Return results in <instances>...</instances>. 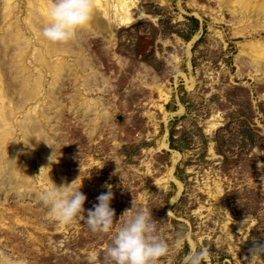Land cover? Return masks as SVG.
<instances>
[{
    "label": "rangeland",
    "instance_id": "1",
    "mask_svg": "<svg viewBox=\"0 0 264 264\" xmlns=\"http://www.w3.org/2000/svg\"><path fill=\"white\" fill-rule=\"evenodd\" d=\"M16 2L24 18L26 0ZM136 7L128 25L101 14L74 43L88 61L84 73L95 72L88 83L77 55L64 52L70 69L52 85L44 75L46 94L17 108L13 120L15 139L37 155L21 143L17 122L35 105L50 116L39 115L55 161L39 163L58 185L82 182L85 217L110 184L113 229L93 233L83 220L46 219L35 194L50 182L32 162L33 194L21 179L0 176L7 185L0 190V252L27 264H89L94 252V264H109L104 248L135 198L129 211L151 212L154 235L169 244L157 264H181L199 248L207 250L202 264H264V253L250 251L264 243V66L240 50L245 40L264 39V0H138ZM13 52L0 40L9 102L20 106L7 68ZM36 65L29 62L38 78L45 71Z\"/></svg>",
    "mask_w": 264,
    "mask_h": 264
},
{
    "label": "bare ground",
    "instance_id": "2",
    "mask_svg": "<svg viewBox=\"0 0 264 264\" xmlns=\"http://www.w3.org/2000/svg\"><path fill=\"white\" fill-rule=\"evenodd\" d=\"M137 1L138 0H91L92 8L89 23L84 27L78 28L70 40L53 43L43 38L40 34V28L46 20L45 12L51 0H26V16L24 18H21L18 14L19 10L16 0H0V7L2 9L0 40L3 44L12 45L14 48L11 62L8 64L7 68L10 70L12 86L17 91L18 100L21 101L20 106H15L13 103L9 102V99H11L13 95L8 93L9 83L5 82L4 85L3 74L0 72V170L5 171V173L0 174V176L5 178L8 177V179H12L13 181L21 179V186H26L31 194L37 192L32 183L35 169H32L31 163L33 162L36 165L39 163L40 158L45 159L46 162L49 160L48 157L50 154L48 152V144L43 137H47L48 142L52 137L50 138V135L46 133L40 120L42 117L48 120L50 116L44 111L38 114L35 105L28 110V115L24 119L17 122V127L20 128V135L22 136L21 143L28 141L29 144L34 145L32 148L37 151L36 155L30 150H24L20 146V142L15 139L16 132L13 131L15 110L24 107L26 103L28 104L29 100L39 99L42 96V89L45 83L44 75L48 72L51 77L50 84L52 85L60 80L66 72V69H70L65 58L61 56L64 52L70 51L77 55L76 63L83 72V84L85 85L88 83L89 75L95 72L84 73L89 68L87 67L88 61L85 60V58H81L83 56V51L75 50L74 43L78 40L82 32L86 31L91 24L98 23V17L101 14L105 18L111 19L117 23L128 25L136 17L135 10L137 8ZM220 1L230 6L236 1L242 0ZM245 1L256 2L258 0ZM142 13L143 10L140 8V10H138V15ZM240 46L241 52L251 55L252 61L257 62V69L263 68L264 39L245 40ZM31 47L35 52H32V59L30 61H34L45 71L44 73L39 69V74H43V76H39L38 78L37 75L35 76L32 73L29 66L30 61H28V53L31 51ZM53 56H57L56 58L58 60L54 61L56 58L52 59ZM73 73H75V71ZM39 103L44 104L42 101H39ZM80 104L85 105L84 113L90 111L91 105L90 102L87 101V97H83ZM48 107L50 108L52 106L49 105ZM39 115L42 117H39ZM211 125L214 126L215 123ZM52 156L54 155L52 154ZM26 157L28 159L25 160L24 158ZM49 162L51 166L52 161ZM39 165L44 177L50 184L52 180L58 185L55 172L52 171L51 168L45 169L48 164L42 165L39 163ZM168 175L172 176V169L168 170ZM5 181L6 179L0 183V190L4 192L7 186ZM217 189L219 190V187ZM214 196L216 197L217 194H214ZM225 225L229 226L230 223H225ZM0 264L27 263L19 259L9 260L7 256L0 252Z\"/></svg>",
    "mask_w": 264,
    "mask_h": 264
},
{
    "label": "clouds",
    "instance_id": "3",
    "mask_svg": "<svg viewBox=\"0 0 264 264\" xmlns=\"http://www.w3.org/2000/svg\"><path fill=\"white\" fill-rule=\"evenodd\" d=\"M91 8V0H51L45 12L46 20L40 28L41 36L53 43L70 40L78 28L89 23ZM43 139L51 145L47 137ZM25 144L29 148L34 147L28 141H25ZM53 152L48 157L49 161H55L52 159ZM75 180L60 185H56L51 180L50 186L35 194L45 210V218L58 224L79 219L83 220L93 233L111 231L114 224V209L110 207L113 195L110 190L111 185H105L109 190L97 195V203L86 210L85 217L83 204L86 196L80 191L82 182L75 185ZM134 208H136L135 198L132 207L120 215L123 220L115 228L111 242L104 248V256L109 264H157L159 258L169 252L168 242L154 235L155 220L151 212L143 208L135 212L129 211ZM120 217L115 220L119 221ZM175 247L181 248L179 241ZM250 251L252 256L264 253V243L254 244ZM206 257V249H190L181 257V264H202ZM87 259L89 264H94L95 253L90 252Z\"/></svg>",
    "mask_w": 264,
    "mask_h": 264
}]
</instances>
